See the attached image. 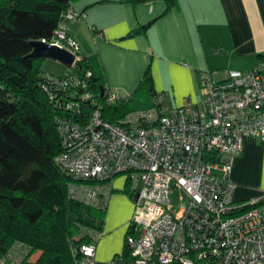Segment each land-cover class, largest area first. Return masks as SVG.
Segmentation results:
<instances>
[{
    "label": "built area",
    "instance_id": "obj_1",
    "mask_svg": "<svg viewBox=\"0 0 264 264\" xmlns=\"http://www.w3.org/2000/svg\"><path fill=\"white\" fill-rule=\"evenodd\" d=\"M83 16L69 6L44 40L72 52L74 63L81 54L66 27ZM47 77L50 102L71 112L56 117L61 150L55 162L77 179L97 181L71 183V196L106 205L112 179L127 177L134 207L126 264H264V198L236 201L229 179L244 139H264V58L249 70H228L220 81L202 73L198 104L170 109L161 95L155 105L114 122L104 109L122 97L106 85L97 95L91 71ZM176 191L185 195L178 211L171 198ZM100 236L82 244L72 264H100L94 257ZM29 251L16 242L0 264H22Z\"/></svg>",
    "mask_w": 264,
    "mask_h": 264
},
{
    "label": "crops",
    "instance_id": "obj_2",
    "mask_svg": "<svg viewBox=\"0 0 264 264\" xmlns=\"http://www.w3.org/2000/svg\"><path fill=\"white\" fill-rule=\"evenodd\" d=\"M70 6L84 16L67 23L68 35L94 59L106 86L134 106L128 113L157 103L136 93L146 72L173 109L203 100L202 73L220 81L264 55V0H72ZM229 179L236 201L264 198V139H244ZM126 184L125 174L111 181L95 245L100 264L113 263L125 246L134 207Z\"/></svg>",
    "mask_w": 264,
    "mask_h": 264
},
{
    "label": "trees",
    "instance_id": "obj_3",
    "mask_svg": "<svg viewBox=\"0 0 264 264\" xmlns=\"http://www.w3.org/2000/svg\"><path fill=\"white\" fill-rule=\"evenodd\" d=\"M71 1L0 0V252L14 241L23 244L30 251L22 264H72L79 247L101 232L104 221L106 205L82 202L69 192L73 182L97 181L77 179L55 162L61 150L56 117L71 112L50 102L44 57L30 55L31 41L50 40ZM69 68L78 75L91 71L90 88L97 95L105 88L92 57L81 54ZM137 92L156 100L162 95L148 72ZM132 110L130 101L122 99L106 106L104 116L114 122ZM35 251L38 257L30 261ZM116 258L115 264L130 262L126 245Z\"/></svg>",
    "mask_w": 264,
    "mask_h": 264
},
{
    "label": "water",
    "instance_id": "obj_4",
    "mask_svg": "<svg viewBox=\"0 0 264 264\" xmlns=\"http://www.w3.org/2000/svg\"><path fill=\"white\" fill-rule=\"evenodd\" d=\"M32 51L31 56L35 57H49L58 60L68 67H71L75 61V55L55 44H50L44 40H33L31 41Z\"/></svg>",
    "mask_w": 264,
    "mask_h": 264
},
{
    "label": "rangeland",
    "instance_id": "obj_5",
    "mask_svg": "<svg viewBox=\"0 0 264 264\" xmlns=\"http://www.w3.org/2000/svg\"><path fill=\"white\" fill-rule=\"evenodd\" d=\"M41 68L43 71L51 73L53 75H62L66 72H69L67 70H70V68L67 65H65L64 63H62L58 60L49 58V57H45L42 59ZM145 109H147V108H145ZM180 194L185 197L184 193H182L181 191L174 192L172 197H171L172 198V204H173L175 211H178L183 204L182 196ZM82 233H85V232L82 231ZM14 243H15V241L12 244H10L9 248L12 247ZM1 254L2 253L0 252V257H1ZM37 257H38V252L37 251L33 252V255H32L30 261L35 260Z\"/></svg>",
    "mask_w": 264,
    "mask_h": 264
}]
</instances>
